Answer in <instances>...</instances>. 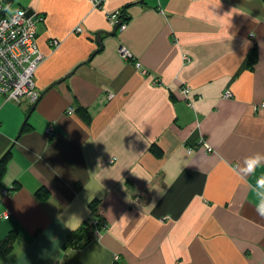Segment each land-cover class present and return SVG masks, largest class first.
Instances as JSON below:
<instances>
[{
    "label": "crops",
    "instance_id": "obj_1",
    "mask_svg": "<svg viewBox=\"0 0 264 264\" xmlns=\"http://www.w3.org/2000/svg\"><path fill=\"white\" fill-rule=\"evenodd\" d=\"M15 7L42 16L40 95L26 104L0 93V155L12 153L0 239L16 231L0 264H264V0H10ZM115 10L124 26L109 34ZM93 198L106 224L63 249Z\"/></svg>",
    "mask_w": 264,
    "mask_h": 264
},
{
    "label": "built area",
    "instance_id": "obj_2",
    "mask_svg": "<svg viewBox=\"0 0 264 264\" xmlns=\"http://www.w3.org/2000/svg\"><path fill=\"white\" fill-rule=\"evenodd\" d=\"M92 5L98 6L101 0H90ZM10 0H0V93L6 100L16 103L24 102L33 104L39 97L40 92L34 82V71L42 59V54L36 43V23L42 18L39 14L29 13L23 7H15L10 10ZM108 20L118 28L124 26L120 10L108 12ZM80 30V26L75 27ZM58 44L56 39L51 42ZM122 56H131L124 47H119ZM136 67L140 66L135 61ZM157 83V82H156ZM182 92L187 94L188 87H183ZM224 95L228 96L227 91ZM259 107L264 110V100ZM52 127L47 131L51 132ZM3 216H7L3 212ZM97 233V231H96ZM118 255H114L117 259Z\"/></svg>",
    "mask_w": 264,
    "mask_h": 264
},
{
    "label": "trees",
    "instance_id": "obj_3",
    "mask_svg": "<svg viewBox=\"0 0 264 264\" xmlns=\"http://www.w3.org/2000/svg\"><path fill=\"white\" fill-rule=\"evenodd\" d=\"M121 19L122 21H125L124 14L121 13ZM258 55H257V49L256 47H253L250 50V53L248 55L246 64L248 67H252L256 61H257ZM77 111L80 113V115L83 117L85 121H89L90 117L89 114L82 108H77ZM28 127L27 119L24 120L23 125L21 127V130H26ZM150 151L156 155L160 156L162 154V151L159 149L158 145L156 143H151L149 146ZM11 149H6L1 155H0V184L1 179L6 171L7 163L9 159L11 158ZM17 186H14L13 189H15ZM35 196L40 199L41 201L45 200L48 195L49 191L44 187H39L34 192ZM89 215L87 219H85L77 228L72 230L68 235L65 241L62 244V248H78L83 246L87 241L91 239L93 234L96 233V231H100L104 225L106 224L105 217L100 212L99 208V199L93 198L89 204ZM16 231L14 229L7 232V234L0 239V250L3 252H7L11 249L13 241L15 239Z\"/></svg>",
    "mask_w": 264,
    "mask_h": 264
},
{
    "label": "clouds",
    "instance_id": "obj_4",
    "mask_svg": "<svg viewBox=\"0 0 264 264\" xmlns=\"http://www.w3.org/2000/svg\"><path fill=\"white\" fill-rule=\"evenodd\" d=\"M259 159H260L259 154H257L255 158L248 159L246 171L249 172L252 171L254 166L258 163ZM178 177H179V173L177 172V174L172 177V181L174 182ZM258 184L264 186V177H261L258 180ZM160 195H162V193ZM257 212L260 216L264 217V195L261 196L260 202L257 205Z\"/></svg>",
    "mask_w": 264,
    "mask_h": 264
},
{
    "label": "water",
    "instance_id": "obj_5",
    "mask_svg": "<svg viewBox=\"0 0 264 264\" xmlns=\"http://www.w3.org/2000/svg\"><path fill=\"white\" fill-rule=\"evenodd\" d=\"M117 26H115L114 27V29H112L110 32H108L109 34H112L113 32H114V30H115V28H116ZM99 38H100V32H98V36H97V39L99 40Z\"/></svg>",
    "mask_w": 264,
    "mask_h": 264
}]
</instances>
